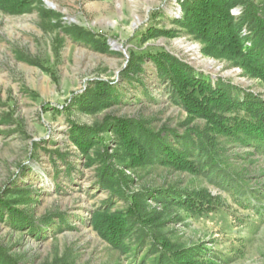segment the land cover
Instances as JSON below:
<instances>
[{
  "label": "rangeland",
  "instance_id": "1",
  "mask_svg": "<svg viewBox=\"0 0 264 264\" xmlns=\"http://www.w3.org/2000/svg\"><path fill=\"white\" fill-rule=\"evenodd\" d=\"M188 2L0 7V264H264V145L189 117L148 56L164 51L213 85L264 98V81L240 61L205 54L185 22ZM232 2L246 44L264 62V0ZM184 44L197 45L199 57ZM99 89L109 93L102 103L91 95ZM117 119L151 149L144 162L134 163ZM78 129L92 142L87 148L74 141L84 136ZM161 145L199 172L160 163ZM202 190L218 202L208 215L172 200ZM113 213L128 215L119 246L96 227Z\"/></svg>",
  "mask_w": 264,
  "mask_h": 264
},
{
  "label": "trees",
  "instance_id": "2",
  "mask_svg": "<svg viewBox=\"0 0 264 264\" xmlns=\"http://www.w3.org/2000/svg\"><path fill=\"white\" fill-rule=\"evenodd\" d=\"M24 3L25 0H0V7L19 11ZM233 5L232 0H189L184 10L185 22L195 37L204 43L205 54L236 59L248 73L264 81V62L254 49L246 44L241 28L231 13ZM251 22L263 28L261 21L256 17H253ZM258 34L264 37V31ZM148 56L152 57L160 70L167 74L189 117L205 118L212 130L224 136L253 141L257 148L264 145L263 97L252 92H244L237 96L233 90L223 87L219 82L213 85L207 76L198 75L186 64L173 61L164 51L150 53ZM108 94L106 89H99L91 95L102 103ZM95 106L94 103L87 105L90 109ZM114 130L120 134L123 144L135 157L134 163L144 162L148 152H152L145 143L133 137L129 121L117 119ZM144 135L151 136L147 132H144ZM74 141L83 149L92 143L86 135L74 138ZM155 149L161 150L162 156L158 160L163 165L180 171L199 172L195 161L185 154L174 151L171 146L161 145ZM172 200L193 216L208 215L218 208L217 198L205 190L178 195ZM127 223L128 215L113 213L101 215L96 227L112 245L119 246L126 234Z\"/></svg>",
  "mask_w": 264,
  "mask_h": 264
},
{
  "label": "bare ground",
  "instance_id": "3",
  "mask_svg": "<svg viewBox=\"0 0 264 264\" xmlns=\"http://www.w3.org/2000/svg\"><path fill=\"white\" fill-rule=\"evenodd\" d=\"M50 4L56 6V4L54 2H52V1H50ZM179 44L182 45L183 42H179ZM184 49H185L186 52H188L190 55H192V56H194L196 58H198L199 55H200L199 48L195 44H187V45L184 44ZM202 62L206 63L208 65H213L214 64V62H210L208 60L207 61L205 60V61H202Z\"/></svg>",
  "mask_w": 264,
  "mask_h": 264
},
{
  "label": "water",
  "instance_id": "4",
  "mask_svg": "<svg viewBox=\"0 0 264 264\" xmlns=\"http://www.w3.org/2000/svg\"><path fill=\"white\" fill-rule=\"evenodd\" d=\"M48 4H50V2H48ZM51 5V4H50Z\"/></svg>",
  "mask_w": 264,
  "mask_h": 264
}]
</instances>
